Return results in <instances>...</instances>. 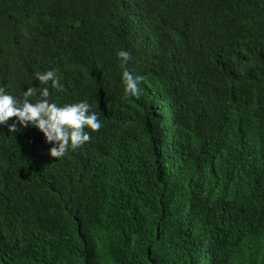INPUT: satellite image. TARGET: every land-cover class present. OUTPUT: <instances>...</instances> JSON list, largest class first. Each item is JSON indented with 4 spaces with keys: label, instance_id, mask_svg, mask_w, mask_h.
Masks as SVG:
<instances>
[{
    "label": "trees",
    "instance_id": "16d2710c",
    "mask_svg": "<svg viewBox=\"0 0 264 264\" xmlns=\"http://www.w3.org/2000/svg\"><path fill=\"white\" fill-rule=\"evenodd\" d=\"M0 87L102 121L0 125V264H264V0H0Z\"/></svg>",
    "mask_w": 264,
    "mask_h": 264
},
{
    "label": "clouds",
    "instance_id": "9594fccd",
    "mask_svg": "<svg viewBox=\"0 0 264 264\" xmlns=\"http://www.w3.org/2000/svg\"><path fill=\"white\" fill-rule=\"evenodd\" d=\"M118 56L120 64L125 66L122 72L124 91L129 96L139 98L144 77L136 75L126 67L132 58L131 50L121 49ZM35 77L45 84L51 81L54 88H63L60 80L56 78L55 69L36 72ZM49 95L48 87H30L24 91V98L18 99L0 87V125L7 124L10 118L15 117L16 120L8 124L12 132L20 130L17 123L21 127L29 124L35 126L44 134L46 142L52 144L50 155L61 158L70 149L74 150L88 142L92 132L102 127V121L99 119L100 113L92 110V105L86 99L61 105L48 99ZM33 96L37 97L35 102L29 99Z\"/></svg>",
    "mask_w": 264,
    "mask_h": 264
}]
</instances>
